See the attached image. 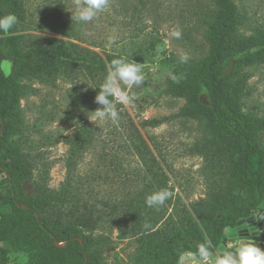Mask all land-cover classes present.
I'll return each mask as SVG.
<instances>
[{"label":"rangeland","instance_id":"374dc122","mask_svg":"<svg viewBox=\"0 0 264 264\" xmlns=\"http://www.w3.org/2000/svg\"><path fill=\"white\" fill-rule=\"evenodd\" d=\"M21 1L23 18L13 32L21 37L22 47L57 38L74 45L81 65L72 69L73 75L52 82L20 80L36 89L20 98L21 126L8 140L34 163L32 180L24 187L34 193L35 183L56 197L67 192L68 208L77 202L86 212L92 209L97 220L92 221L95 264H160L129 231L135 220L154 226L160 238L188 237L192 221L202 227L197 210L226 191L231 179L232 153L209 147L200 121L181 115L189 105L187 97L165 92L168 73L185 64L179 62L180 56L186 55L187 63L209 57L211 24L218 11L215 0H110L106 12L82 25L71 18L74 0ZM232 1L238 35L264 33V0ZM173 30L182 33L180 39L171 35ZM109 36L118 41L106 48ZM157 46L164 51L158 54ZM94 53L107 60L134 59L142 63L146 75L145 84L131 90L134 101L117 105L119 122L107 121L100 128L87 117L98 107L96 88L106 75V70L92 75L85 68ZM242 73L248 75L252 90L245 110L264 115V56L251 55ZM138 133L148 147L137 140L145 148L142 158L135 148ZM259 138L264 144V133ZM163 188L173 191L174 198L159 211L148 208L146 196ZM6 193V175L0 174V222L12 215ZM129 202L139 215L126 221L122 213ZM255 214H264V205ZM259 229H264V222ZM230 232L231 228L225 231ZM256 241L264 248V235H257ZM27 259L24 251L0 241V264H23Z\"/></svg>","mask_w":264,"mask_h":264},{"label":"trees","instance_id":"16d2710c","mask_svg":"<svg viewBox=\"0 0 264 264\" xmlns=\"http://www.w3.org/2000/svg\"><path fill=\"white\" fill-rule=\"evenodd\" d=\"M215 2L218 11L211 24L209 57L174 68L172 73L182 79L174 83L168 77L165 92L187 97L189 105L181 110V115L200 121L209 147L232 153L231 179L226 191L197 210L202 227L192 221L188 237L160 238L153 231L154 226L145 228L143 222L134 219L135 225L129 231L137 236L145 253H155L160 264H178L181 252H195L197 244L205 240L211 239L218 249L226 229L235 227L264 205V144L259 138L264 133V115L245 110V99L252 90L248 75L242 73L243 64L251 55L264 56V33L238 35L235 3L232 0ZM9 12L20 22L22 1L0 0V15ZM72 46L47 37L23 48L17 34L0 37V174L6 175V202L12 210V215L0 222V241L24 251L28 259L23 264H95L92 231L96 225L92 226V221L97 220L92 209L86 212L77 202L70 209L66 205L67 192L56 197L35 183L34 193L29 192L24 183L31 182L34 163L20 146L14 147L8 142L21 126L20 98L36 91L20 80L52 82L58 77L73 75L72 69L81 65ZM111 60L94 53L84 66L93 75L95 71H105L106 63ZM137 140L145 148L147 143L138 133L135 148L142 158L140 151L145 148ZM132 207L130 202L123 207L122 218L126 221L131 220V215H139ZM149 218L152 221L153 217ZM151 231L153 235L148 233Z\"/></svg>","mask_w":264,"mask_h":264},{"label":"clouds","instance_id":"9594fccd","mask_svg":"<svg viewBox=\"0 0 264 264\" xmlns=\"http://www.w3.org/2000/svg\"><path fill=\"white\" fill-rule=\"evenodd\" d=\"M110 7V0H74V10L71 12L73 23L87 24L98 19ZM19 19L14 13L0 15V34L3 36L13 35V29L18 25ZM88 35V33H85ZM171 35L180 39L182 33L179 30H173ZM118 38L109 36L106 48L117 45ZM164 49L157 46L156 52L159 54ZM188 57L182 55L179 57L181 64L187 63ZM106 75L99 84L98 94L94 102L98 107L94 111L87 112L88 119L97 127H102L105 122L111 121L117 124L120 120V110L117 105L127 106L131 104L135 95L131 93L134 87H140L146 82V75L142 63L128 60L124 57L114 58L105 66ZM169 78L174 83H179L181 76L169 72ZM90 87L87 83H85ZM92 88V87H90ZM94 89V88H92ZM88 113H92L89 115ZM175 193L167 188L152 192L145 198V204L148 208L159 211L166 202L173 199ZM258 220H264V214L255 216ZM249 230L248 236L240 235L239 231L232 229L230 239L234 246L225 244L219 249L213 244L212 240H205L196 246L195 252L183 251L179 254L178 264H191V261H197V264H264V248L260 247L251 236V226L245 222ZM145 228L149 225L145 224ZM257 235H264V229H256Z\"/></svg>","mask_w":264,"mask_h":264},{"label":"water","instance_id":"95a60500","mask_svg":"<svg viewBox=\"0 0 264 264\" xmlns=\"http://www.w3.org/2000/svg\"><path fill=\"white\" fill-rule=\"evenodd\" d=\"M258 214H253L247 218H243L241 219L237 225L232 229H235L239 231L240 235L242 236H248L249 235V230L248 228L245 226V222H247L248 225L251 226V229H252V232H251V236H252V239L256 241V237H257V233H256V229L259 228V226L264 222V220H258L255 216H257ZM232 234V232L230 233H224L222 235V241H221V244L219 245L218 249L220 247H222L223 245H225L226 243L228 244V241H231L230 239L227 241V238L226 237H230ZM257 242V241H256ZM59 245H62V244H59Z\"/></svg>","mask_w":264,"mask_h":264},{"label":"built area","instance_id":"2783aa9c","mask_svg":"<svg viewBox=\"0 0 264 264\" xmlns=\"http://www.w3.org/2000/svg\"><path fill=\"white\" fill-rule=\"evenodd\" d=\"M229 242L233 244L232 241H228V243H229ZM192 264H197V263H196L195 261H193Z\"/></svg>","mask_w":264,"mask_h":264},{"label":"crops","instance_id":"0c3cea01","mask_svg":"<svg viewBox=\"0 0 264 264\" xmlns=\"http://www.w3.org/2000/svg\"><path fill=\"white\" fill-rule=\"evenodd\" d=\"M195 261V260H194ZM193 262V261H192ZM196 262V261H195ZM197 263V262H196ZM192 264V263H191Z\"/></svg>","mask_w":264,"mask_h":264}]
</instances>
